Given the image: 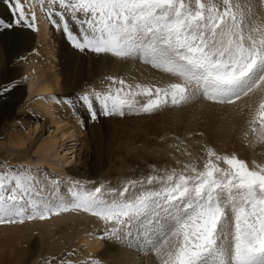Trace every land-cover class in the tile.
I'll list each match as a JSON object with an SVG mask.
<instances>
[{
	"label": "snow or ice",
	"instance_id": "obj_1",
	"mask_svg": "<svg viewBox=\"0 0 264 264\" xmlns=\"http://www.w3.org/2000/svg\"><path fill=\"white\" fill-rule=\"evenodd\" d=\"M6 2L12 20H0V37L17 28L38 30L33 0ZM40 7L80 53L136 58L171 81L133 89L107 77L120 87L59 101L66 107L78 104L96 121L194 99L235 105L259 92L243 135H253L249 143L264 142V14L254 11L252 0H40ZM14 87L0 83V100ZM141 95L148 99L138 106ZM205 151L202 168L185 164L119 188L89 189L77 181L65 194L55 177L41 178L30 166H0V224L83 212L108 226L101 239L143 248L157 264H264V163L250 166L210 146ZM74 256L58 264H79Z\"/></svg>",
	"mask_w": 264,
	"mask_h": 264
},
{
	"label": "rangeland",
	"instance_id": "obj_2",
	"mask_svg": "<svg viewBox=\"0 0 264 264\" xmlns=\"http://www.w3.org/2000/svg\"><path fill=\"white\" fill-rule=\"evenodd\" d=\"M35 1L40 6V0ZM252 3L255 6L254 11L264 14V6H261L260 0H252ZM0 20L11 22L10 10H0ZM48 27L50 36L52 35L51 47L55 50L57 58V62L53 64V71L59 78L60 94L56 98L60 100L56 106L59 101L69 98L74 100L85 91L94 89L105 93L109 91L110 86L112 89L120 87L119 84H112L107 77L124 79L133 89L137 83L165 87L171 82L167 75L136 58L121 59L80 53L70 46L59 31L54 30L50 24ZM29 32L34 34L36 31L17 28L5 32L3 42L6 40L7 47L18 50L28 41ZM2 47L0 43V49ZM30 53L35 58L31 59L30 64L24 58H17L15 66L21 70L27 68L30 73L35 74L36 65H42L40 60L46 64L48 62L38 49ZM0 54L2 56V52ZM28 75L23 77L28 79ZM13 91L14 89L0 100V166L16 168V163H24L27 160L18 154L15 141L19 134L26 138L29 131L25 122L21 123L20 118L23 116L19 113L24 110L27 98L23 99L21 109L15 112L8 127L2 125L3 116H7L10 111ZM51 98L42 96L37 99H42L48 105L51 104ZM135 99L139 106L146 103L148 97L141 95ZM259 99V92L237 101L235 105H218L207 100L194 99L178 106L169 104L151 113H128L123 117L108 118L101 116L96 121L89 120L84 109L78 104L76 110H73L60 103V109L57 108L60 113L58 120L70 121L78 127L85 147L79 166L64 167L59 172L69 181L70 186L78 181L79 185L89 189L100 185L119 188L128 180L143 179L150 174L163 175L172 169L179 172L185 164L202 168L206 159V146L221 154H236L252 166L255 159L253 152L249 150H253L257 145L256 142L249 143L254 140L251 133L247 140L243 134L249 132L248 122L252 118L253 110L258 106ZM232 119H242L240 121L245 124L243 130L241 129L243 132L224 131L222 123ZM32 160L36 161V158ZM31 168L39 170L41 178L55 177L59 181L58 171L55 174L44 168ZM58 188L59 194L66 193L61 184ZM107 227L98 218L83 212L62 213L46 220L0 224V264H58L68 253L78 252L77 244L92 234L97 235L103 246H119L120 252L113 254L107 251L103 256L102 247L97 254L80 259L79 264L93 259L98 260L100 264H157L155 257L143 248L134 244L128 245L117 239H101Z\"/></svg>",
	"mask_w": 264,
	"mask_h": 264
},
{
	"label": "bare ground",
	"instance_id": "obj_3",
	"mask_svg": "<svg viewBox=\"0 0 264 264\" xmlns=\"http://www.w3.org/2000/svg\"><path fill=\"white\" fill-rule=\"evenodd\" d=\"M33 3L37 15L36 25L38 31L34 32V34L29 32L30 36L28 37V41L18 50L10 48V46L7 47L6 43L8 42L6 40L3 42L4 36L0 37V43L3 45L2 49H0V52H2V56L0 54V68H2L1 81L2 83L15 82L12 101L9 106L10 111L7 116H3L2 125L5 128L8 127L15 112L21 109L23 99L27 98L26 105L23 107L24 110H20L19 113L23 116L20 118L21 123L24 124L25 122V126L29 131L28 136L25 138L19 134L15 141L18 154H21L27 161L24 163H16L15 167L26 165L33 168H44L56 174V171L59 172L64 167L69 168L70 166L76 167L78 165L85 143L81 141V131L78 127L70 121L58 120L60 113L57 111V108L60 109L59 106H61L60 103L56 106L57 101L60 100V98H56L60 94L58 89L59 78L56 72L53 71V64L57 62V58L54 53L55 50L51 47L52 35L50 36L48 21L40 9L39 4L35 0H33ZM0 10H10L6 0H0ZM36 49L43 54L42 56L45 57L48 64L40 60V64L42 65H36L35 74L30 73L27 68L21 70L15 66L17 58H24L30 64L31 59H35L30 52ZM26 74H29L28 79L23 77ZM23 82L25 85L22 84ZM52 95L54 97L51 98ZM42 96L51 98V104L47 105L42 99H37ZM240 120L242 119L225 120L222 123V128L229 133L235 130L241 133L243 132L241 129L245 124ZM66 143L69 144L67 145ZM256 145V148L249 151L253 152L255 161L264 163V142H256ZM32 158H36V161H33ZM58 172L59 184L66 191L70 187V183L64 178L62 173ZM85 238L77 244L78 252L74 251V259L77 261L97 254L102 247L104 248L102 251L103 256L104 254L106 255L107 251L114 254V252L120 250L119 246L116 245L113 248L110 245L103 246V243L99 241L96 234Z\"/></svg>",
	"mask_w": 264,
	"mask_h": 264
}]
</instances>
